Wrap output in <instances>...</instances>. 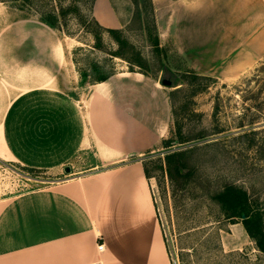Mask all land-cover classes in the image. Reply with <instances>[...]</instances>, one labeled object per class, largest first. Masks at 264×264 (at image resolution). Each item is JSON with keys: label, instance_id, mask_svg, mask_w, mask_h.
I'll list each match as a JSON object with an SVG mask.
<instances>
[{"label": "crops", "instance_id": "obj_1", "mask_svg": "<svg viewBox=\"0 0 264 264\" xmlns=\"http://www.w3.org/2000/svg\"><path fill=\"white\" fill-rule=\"evenodd\" d=\"M114 4L93 0L90 14L121 28L131 8ZM172 4L154 25L187 69L227 77L264 54V0ZM65 49L37 16L0 3V163L64 175L0 197V264H169L139 159L167 133V91L128 70L81 85Z\"/></svg>", "mask_w": 264, "mask_h": 264}, {"label": "rangeland", "instance_id": "obj_2", "mask_svg": "<svg viewBox=\"0 0 264 264\" xmlns=\"http://www.w3.org/2000/svg\"><path fill=\"white\" fill-rule=\"evenodd\" d=\"M68 1L2 0L0 3L13 7L22 6L24 11L38 16L46 9L56 10L59 5L66 6ZM114 1L117 11L122 13L123 0ZM126 1L131 8H128V21L121 28L111 29L119 31L123 45H120V49L122 48L125 57L133 58L132 53L135 52L141 57L144 68L131 64L130 69L142 72L163 86L169 102L166 135L155 149L139 157L145 175L149 176L146 178L151 201L159 229L166 235L165 242L170 247L168 237L173 239V233L214 219L216 207H205V203L198 206L200 203L196 197L202 191L218 189L223 183L240 185L247 190L250 199L259 203L264 228V54L237 75L215 77L198 74L185 67L168 41L161 44L158 38L155 20L157 22V19L160 21L167 17L174 7L173 0H137L136 4L133 0ZM86 13L88 14V10ZM63 21V25L55 30L66 45L65 54L78 74L79 84L94 83L88 79L89 74L94 71L93 65H96L98 71L114 73L128 70L129 63L126 59L110 55L118 48L113 37L102 33L97 48L94 47L91 27L82 24L72 14L65 15ZM153 28L158 39L157 47L152 46L150 41ZM128 45L132 46V52L127 50ZM83 71L87 76L86 82L81 83L80 74ZM162 80L168 81L169 85H162ZM248 122H253L251 128L255 132L254 144L246 147L244 139L233 136L239 132V128H236L238 124ZM177 125L186 141L177 143L174 140L172 144L168 142L169 146H165L168 144L167 139L171 141L175 138L174 130ZM219 129L224 131L215 133ZM186 148H191L185 154L190 172L188 178L174 176L169 180L159 168L163 155ZM73 161L79 162L78 166H82L81 168L88 163L87 157L83 164L78 157ZM56 175L50 171L29 169L14 163H0V197L44 186L55 178L64 176ZM218 227L219 249L225 253L224 264H264V254L255 249L240 223L219 221ZM186 241L187 239L183 243Z\"/></svg>", "mask_w": 264, "mask_h": 264}, {"label": "trees", "instance_id": "obj_3", "mask_svg": "<svg viewBox=\"0 0 264 264\" xmlns=\"http://www.w3.org/2000/svg\"><path fill=\"white\" fill-rule=\"evenodd\" d=\"M0 2H2V0H0ZM92 2L93 0H69L66 6L59 5L56 10L52 8L46 9L39 13L37 17L47 26L55 29L63 25V17L65 15L72 14L73 17L81 21L82 24L92 28L90 32L94 37V47L98 48L100 45V35L105 32L113 37L118 45L117 50L110 53L111 56L126 59L127 63H129L128 71H132V69H130L131 64L139 68H144L139 53H132L133 58L123 55L124 52L123 50L121 51L122 48L120 49V45H123L120 41L118 30L103 28L93 19L90 14ZM133 3L136 4L137 0H133ZM16 8L24 10L22 6H17ZM86 10H88V14ZM153 31L154 33L150 37V41L152 46L157 47L158 39L154 28ZM128 46L129 49L127 50L132 52V46ZM93 70V73L88 76L90 82L103 81L113 73L111 71H98L96 65H93ZM194 75L197 76L196 74ZM86 76L87 74H85L84 71L81 72V83L86 82ZM252 123L253 122L238 124L236 128H239V132L233 136V138L236 139H244L246 147L254 144L253 135L255 130L251 128ZM222 131L224 130L219 129V131H215V133ZM174 136V139L171 141L167 139L166 142H171L172 144L174 140H176L177 143L186 141V139H183L180 126L178 125L175 127ZM169 144L170 143L165 146H169ZM190 149L191 148L171 151L163 155V159L161 160L162 163L159 165V168L162 172H165L169 180L174 178V176L181 177L182 179L188 178L190 172L188 171L185 154L191 151ZM143 171L145 174L144 168ZM196 198H198L200 203L198 206L203 205L202 203H205V207L207 205L215 206L216 215L214 219L209 222H199L200 224L194 228L173 233V239L168 237L170 247L169 244L165 242L166 235L161 233L169 264H224L223 257L225 253H222L221 249H219V221H227L230 224L240 223L246 236L253 242L255 249L264 254L263 212L259 203L249 198L246 189L235 183H223L218 189L213 191H202ZM195 207H197V205ZM200 219L202 221V218ZM185 239H187V241L183 243ZM170 249L174 252L171 253Z\"/></svg>", "mask_w": 264, "mask_h": 264}, {"label": "water", "instance_id": "obj_4", "mask_svg": "<svg viewBox=\"0 0 264 264\" xmlns=\"http://www.w3.org/2000/svg\"><path fill=\"white\" fill-rule=\"evenodd\" d=\"M162 85L164 86H168L169 85V82L166 81V80H162ZM63 173L64 174H69V167L68 166H64L63 169H62Z\"/></svg>", "mask_w": 264, "mask_h": 264}, {"label": "built area", "instance_id": "obj_5", "mask_svg": "<svg viewBox=\"0 0 264 264\" xmlns=\"http://www.w3.org/2000/svg\"><path fill=\"white\" fill-rule=\"evenodd\" d=\"M96 249L97 251H100L102 249V244L101 243L97 244Z\"/></svg>", "mask_w": 264, "mask_h": 264}]
</instances>
